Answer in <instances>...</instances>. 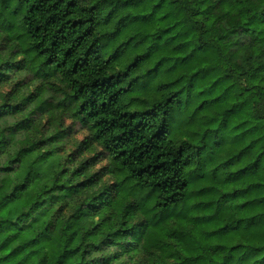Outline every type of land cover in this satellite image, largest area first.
Returning <instances> with one entry per match:
<instances>
[{
	"label": "clouds",
	"instance_id": "9594fccd",
	"mask_svg": "<svg viewBox=\"0 0 264 264\" xmlns=\"http://www.w3.org/2000/svg\"><path fill=\"white\" fill-rule=\"evenodd\" d=\"M73 3L75 18L91 16L100 31L114 30L116 21L130 26L138 10H153L148 0ZM42 4L0 0V206L23 203L27 214L20 220L0 216V264H264V0H164L161 13L169 26L176 25L188 62L203 69L205 86L216 84L223 107L247 121L250 141L256 142L248 163L259 160L231 189L236 197L227 204L230 219L224 223L226 234L235 239L227 246H220L219 233L191 236L201 223L194 217L202 214L194 207L191 186L203 180L223 196L227 178L218 164L217 141L230 142L235 135L219 117L196 111L205 99L198 94L203 89L185 87L187 77L171 84L176 77L165 79L161 73L152 79L155 74L149 73L137 74L140 79L129 76L130 82L121 85L130 96L113 89L115 95L93 97L92 81L117 69L105 63L106 54L87 72L55 53L45 63L48 57L34 48L39 42L35 25L49 14ZM107 20L112 24L105 29ZM105 101L117 113H142L131 120L139 121L136 131L144 130L142 138L129 144L122 129L107 123L111 113L97 115ZM38 109L33 127L17 134L14 125ZM49 136L56 140L45 149L53 161L44 182L25 194L17 185L26 183L27 171L35 182V166L20 170L12 161L21 148ZM144 142L168 154L167 176L147 168L155 152L151 159L132 153ZM61 168L68 173L59 176ZM76 169L80 174L73 177ZM80 181L88 187L71 189ZM59 184L66 190L53 187ZM179 224L185 228L178 231Z\"/></svg>",
	"mask_w": 264,
	"mask_h": 264
},
{
	"label": "trees",
	"instance_id": "16d2710c",
	"mask_svg": "<svg viewBox=\"0 0 264 264\" xmlns=\"http://www.w3.org/2000/svg\"><path fill=\"white\" fill-rule=\"evenodd\" d=\"M148 2L153 4V10L151 12L138 10L137 15L132 18L130 26L116 21L114 30L100 31V25L96 24L91 16H88L87 19L75 18V9L78 6L73 3V0H67V2L65 0H43L41 6L46 8L49 14L43 24L35 25L34 39L39 42L34 45V48L40 56L48 57L45 63L51 61L52 54L55 53L58 58L62 55L65 62L75 60L73 66L79 64L80 70L85 72L97 63L100 56L106 54L105 63L117 71L100 80L92 81L93 87H90L89 91L93 97H102L109 92L111 95H115L113 89L130 96V93L124 92L121 85L130 82L129 76L140 79L137 74L147 77L149 73L155 74L152 79L159 78L161 73L164 74L165 79L176 77V79L170 80L171 84L184 81L187 77L185 87L190 90L203 89L198 94L205 99L199 103L196 111L209 112L213 118L219 117L220 125L226 131L231 129L235 135L231 137L230 142L227 138H221L217 141L221 145L217 152L218 164L227 178L223 196L217 197L212 191V185L203 180H199L191 186V190L197 196L194 207L202 213L194 217L201 223L198 225L197 231L193 232L191 236L195 240L199 233L206 232L213 236L219 233L221 235L217 239L220 246H227L235 239V237L226 234L225 230L229 225L224 223L225 220L230 219L227 204L230 199L236 197V191L231 189L233 186L239 185L243 179L241 174H246L259 160L258 156L257 161L248 163L252 152L256 151V142L250 141L251 129L246 128L247 121L238 120L231 108L223 107L220 95H217L219 89L216 84L212 83L210 86H205L208 78L201 76L203 69L198 68L195 63L188 62V56L184 55V47L180 42V34L176 31V25L171 24L169 26L167 16L161 14L164 13V0H148ZM34 7L39 11V7L36 5ZM153 17H157L159 22H156ZM111 24L112 21L107 20L103 27L107 29ZM80 52H83V55H78ZM113 77H123V79L108 83L113 81ZM132 99H137V97L133 96ZM109 101H111V96H109ZM109 101L98 105L97 115L107 116L111 113L113 119L107 123L113 125V130L122 129L120 135L128 137L129 144H133L134 141L142 138L144 130L136 131L139 121L136 120L135 123H131L133 117L142 113L135 111L114 112L112 111L113 105L109 104ZM119 102L120 100L117 98L114 103L119 104ZM105 104H109V107L101 112L99 109H104ZM12 107L20 108L19 105ZM40 112L41 109H38L30 117L19 120L14 125L17 134L22 135L28 132L35 124ZM50 142L55 143V138L49 136L47 140L29 143L20 149L12 161V164L20 170H31L35 166V182L30 179L32 172L27 171L23 177L26 183L17 185L25 194L44 182L47 166L53 161V153L45 150ZM131 151L137 154V159L144 157L151 159V154L155 152V160L148 163L147 168L151 169L152 173L157 176H167L170 171L169 160L166 158L168 154L150 146L149 142H144L138 147L133 146ZM260 156H264V152H261ZM174 163L175 161H172V164ZM68 171L67 168H61L58 175L64 176ZM78 174H80V169L72 172L73 177ZM162 183H167V181L163 180ZM80 185L88 187L86 181H80L79 184H72L71 189H80ZM53 187L60 191L66 190L64 184L53 185ZM243 190L247 191L246 188ZM225 197L229 199H225ZM12 198L15 199V194ZM22 208L23 203H17L15 206H0V216H11L14 220H20L21 217L27 215L22 211ZM184 228L183 224L177 225L178 231ZM28 243L32 242L29 241Z\"/></svg>",
	"mask_w": 264,
	"mask_h": 264
}]
</instances>
